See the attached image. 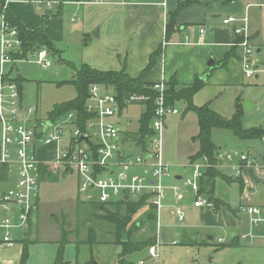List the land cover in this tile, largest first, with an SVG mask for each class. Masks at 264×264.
Segmentation results:
<instances>
[{"label": "rangeland", "instance_id": "1", "mask_svg": "<svg viewBox=\"0 0 264 264\" xmlns=\"http://www.w3.org/2000/svg\"><path fill=\"white\" fill-rule=\"evenodd\" d=\"M8 1L7 6L14 7L17 12L21 10L22 13H27L30 17H38L42 29L46 25L49 26L52 34L57 36L54 42L62 51V58L74 66L63 63L58 55H49L52 67L58 69L55 73H51L50 68H43L36 62L37 57L32 56L27 60L19 61L13 66V70H11L12 65L6 67L7 71L10 70V75H20L23 79L24 104L28 107H38V113L32 114L31 119L37 117L48 120L56 105L71 101L76 97L75 86L65 82L75 79L77 70L82 65L87 64L91 68L111 70L107 64H104V57L107 51H111L113 47H108V49L102 42H98L102 41L96 35L98 29L90 33L88 45L86 47L83 45V21L81 19L73 21L74 18H79L75 6L63 5L58 8V5H53L51 7L53 14L49 15L46 5L33 3L37 0ZM53 1L59 3L61 0ZM249 1L255 3V0ZM11 8L10 12L15 13ZM250 14L253 20L264 24V15L263 17L259 16L256 9H252ZM2 21L0 15V29ZM61 34L64 36L63 40L60 39ZM262 38L264 39V32ZM95 42L96 44H94ZM251 44L258 49L252 41V37ZM261 46L264 49V44ZM1 55L0 42V59ZM256 61V73L261 74L264 71V57L257 53ZM260 76L261 80L257 86L254 83V77H247L245 85L237 88H219L215 84H209L195 95L194 105L201 107L211 102V109L226 118H231L235 112L236 98L240 97L243 109L246 102L256 107L250 111L244 109L243 127L247 129L264 128V75ZM110 93L114 94V91L110 90ZM145 103L144 101L129 105L120 116H116L110 122L116 123L118 129L124 133L137 132L141 116L145 111ZM176 107L179 114L169 115L166 118L163 144V159L172 166L174 173L181 172L182 166L188 164L190 156L199 150L198 143L192 140L199 130L196 114L192 111L186 112L187 106L184 102L178 103L175 105ZM135 135L128 134L127 140L133 141ZM212 138L217 147L222 148V151H239L253 155V152L246 149L243 142L231 131L215 129L212 132ZM66 142L67 139H61L59 147L63 149ZM41 146L42 143L37 147V150L41 149ZM225 173L233 174L230 169ZM16 180L17 175L12 172L11 179L2 183V189L14 188ZM78 182V177L74 172L53 174L51 179L42 178L40 209L36 216V223H30L27 227L14 232L15 247L7 248L0 245V264H54L62 241L63 229L70 233L69 243L64 250V259L67 264H117L122 249L120 245L114 243L112 236L114 227L100 218L105 212L95 209L91 203L83 202L85 196L79 194ZM215 183L217 195L224 196L230 200L233 206H236L240 193L239 183L231 182L229 184L218 178L215 179ZM205 197L208 198L207 195ZM171 202L173 200H167L166 206L161 211L160 224L162 231L169 236V241L163 243L158 249L160 264H264L263 230H261L262 237L254 241L244 240L241 237L250 231L249 217L245 213L242 214L241 225L237 227L233 226L236 225L233 220L225 219L224 215L217 217L211 208L204 207L200 211L190 208L191 211L187 214L185 222L181 224H187V226L181 227L180 223L178 224L169 213L168 204ZM207 208L212 212L204 214ZM110 210L114 211V208H110ZM152 212L151 205L147 202L135 215L132 223L151 221L148 216ZM151 222H153L151 227L144 223L137 232L136 239L146 240L153 237L156 221ZM223 225H227V232L230 235L241 230L239 246L218 250L219 245L230 241L227 238L228 233L224 234L225 232L222 230ZM91 230L95 233L97 241L94 245L86 243ZM224 236L227 239L222 241ZM174 241L177 244L174 245ZM141 260H145L146 264H156L147 252L135 253L127 257L128 264H139Z\"/></svg>", "mask_w": 264, "mask_h": 264}, {"label": "built area", "instance_id": "2", "mask_svg": "<svg viewBox=\"0 0 264 264\" xmlns=\"http://www.w3.org/2000/svg\"><path fill=\"white\" fill-rule=\"evenodd\" d=\"M98 4H124V0H92ZM9 1H6L8 7ZM35 4L53 5L82 4L78 2H59L53 0H37ZM261 0L246 7L243 16H229L223 20V25L230 29L239 41L229 43L239 52L245 77L264 75L256 73L257 49L251 44V22L249 10L252 7H263ZM0 29L1 59H0V179L7 182L11 173L17 175L16 185L9 190L0 189V245L7 248L16 246L14 232L36 223L40 209L41 179L45 174L76 173L78 177V192L85 196L83 202L102 205L116 204L123 201L137 202L143 197L156 211L157 230L155 243L147 250L148 256L160 264L158 249L165 243L160 224L161 211L166 201L176 221L183 224L187 213L184 201L187 193L194 197V207L214 209V203L201 193L207 172L221 165L231 168L236 178H241L246 169L264 170V155L257 153L248 155L239 151L219 150L215 163L207 156L184 167V174L176 175L172 166L163 159V144L166 131V118L177 115V108L166 104L168 84L162 79L154 84V90L159 94L155 98V112L150 125L151 134L147 137L145 147L135 141L125 139L116 123L110 122L120 116V101L113 88L101 84L90 87L86 111L92 117L85 123L82 130L78 126V115L74 112L57 121L31 119L38 113V107H28L22 98L21 85L12 80L7 65H16L15 58L22 54L23 42L17 28L12 27L2 16ZM80 20L74 18L73 21ZM201 35L206 33L203 28ZM47 50H41L32 57L43 68H52ZM114 91V94L110 93ZM145 95H131L123 104L128 107L135 103L148 101ZM50 127L45 129V125ZM61 139H67L63 149L59 147ZM36 141V143H35ZM264 145V138L262 139ZM42 143V148L37 147ZM5 179V180H3ZM126 197H128L126 199ZM240 213L249 217L250 231L241 235L242 239L254 241L262 237L264 232V216L258 207L241 206ZM173 244H177L176 241ZM141 260L139 264H146Z\"/></svg>", "mask_w": 264, "mask_h": 264}, {"label": "crops", "instance_id": "3", "mask_svg": "<svg viewBox=\"0 0 264 264\" xmlns=\"http://www.w3.org/2000/svg\"><path fill=\"white\" fill-rule=\"evenodd\" d=\"M185 1L187 0H124V4H98L93 2L72 4V6L76 7L75 11L77 15L83 21V45L85 47L88 45L90 33L98 29L96 35L102 40L98 42H102L106 48L113 47L111 51H107L104 57L106 61H104V64H107V67H110L111 70L92 69L103 72H119L125 68L126 74L132 78H137L149 65L151 55L161 49V56L157 59L153 70L148 74L146 82L158 84L164 78L168 84L172 79H175L178 83V89L191 85L197 79L204 80L206 82L205 87L209 86V84H215L219 88H237L245 85L247 78L244 75L237 49H234V54L229 58L226 67L215 68L214 64L222 62L226 55L232 51V48L229 46L231 42H218V32L225 31L231 39L236 38L230 29L223 25V20L232 15L243 16L246 12V7L253 3L249 0H198L196 4H192L179 12L176 22L177 30L171 35L170 40H168L166 34L170 17L177 11L179 4ZM261 1L263 3V0ZM263 7H252L248 12L251 22L252 41L258 48L257 53L262 57H264V49L261 48L263 47L261 44H264V39L262 38L264 24L253 20L250 13L252 9H256L259 12V16L263 17ZM8 8L10 10L11 7L8 6ZM58 8L61 7L58 6ZM11 9L16 13L13 14L21 20L28 30H36L42 27L40 26L41 22L38 17H30L27 13H22L21 10L17 12L14 7ZM49 12L53 14L51 9H47V13ZM43 28L46 35L55 44L54 39L57 37L56 34H52L51 28L47 25ZM203 28L206 29V33L201 35L200 31ZM60 39H64L62 34ZM58 50L61 51L60 49ZM62 59L68 62L64 58ZM211 61L213 62L211 63ZM11 70H13V67ZM11 76L12 78H16L20 75L13 76L11 74ZM260 80L261 76L257 75L254 80L256 86ZM22 83L21 90H23ZM22 98L24 102L23 92ZM139 127L137 132L139 131ZM137 132L122 133L127 140L128 134H136ZM219 150H222V148H219ZM249 150L252 151L251 149ZM189 162L190 160L187 163ZM186 165L182 166L181 172L175 174L179 177L183 175ZM229 169L231 170L227 165H221L218 171L231 179V181L224 180L229 184L231 182H238L233 174L227 175L225 173ZM240 179L244 183V189L240 190L236 206H233L230 200L224 196L217 195L215 179L209 182L206 188L207 194H205L208 198L211 196L222 204L219 211L215 212L212 209L217 217L224 215L225 219L233 220L236 223L233 226L237 227L241 225L243 214L239 211L241 206L258 207L262 210V215L264 216V170L246 169ZM2 183L4 182L0 179V189H2ZM168 200L171 201L170 199ZM184 203L187 214L191 211L190 208L198 211L204 209L194 207V197L191 192L187 193ZM169 209L171 215L172 209L170 206ZM209 211L211 210L207 208L204 214H207ZM173 218L176 219L174 216ZM180 226L184 227L187 224H180ZM222 230L225 232L224 234H227V225H223ZM240 234L241 230H238L233 235L228 233L227 238L230 241L224 244H229L237 238L239 246ZM163 236H165V242H168L169 236L166 232H163ZM227 238L224 236L221 240L223 241Z\"/></svg>", "mask_w": 264, "mask_h": 264}, {"label": "trees", "instance_id": "4", "mask_svg": "<svg viewBox=\"0 0 264 264\" xmlns=\"http://www.w3.org/2000/svg\"><path fill=\"white\" fill-rule=\"evenodd\" d=\"M7 0H0V15L3 16L7 22L12 27H15L19 31V36L23 42L22 54L16 55L15 58L25 59L30 55L41 50H47L50 55H58L61 57V51L57 49L55 44L49 39L42 28L36 30H28L19 18H17L13 13L10 12L9 8L6 7ZM80 0H61V2H78ZM92 0H84V2H91ZM198 0H187L179 4V8L170 17V21L167 27L166 37L170 40L171 35L177 30L176 22L179 12L192 5L196 4ZM61 5L60 7H62ZM218 42L219 43H229L239 41L237 38L231 39L229 34L225 31L218 32ZM234 47L232 51L226 55L224 60L219 64H214L215 68H224L227 66V62L230 57L234 54ZM161 49L157 50L151 55L150 63L147 68L142 72V74L137 78H132L126 74L125 68L119 72H103L99 70L92 69L88 65H83L79 70H77L76 78L67 81L65 83L73 84L76 88L77 95L74 99L68 102L58 104L50 113L49 119L52 121H57L58 119L74 112L78 115L79 121L78 126L82 130L85 128V123L92 117L86 111V105L89 100L90 87L93 84H101L108 88H113L117 93V97L120 101L121 112L126 108L123 104L124 100L131 95H145L148 97V101L145 103L146 110L142 114L140 119L139 131L134 136L135 142L145 147L147 137L151 134L150 125L155 112V98L159 95L157 91L154 90V84L146 82L148 74L153 70L156 65L157 59L161 56ZM62 62L70 66L71 63L64 61ZM74 67V66H72ZM21 85L23 79L21 76L12 78ZM63 83V84H65ZM178 83L175 79H172L168 83V89L166 93V104L175 107L180 102L186 104V112L192 111L196 114L198 120V133L192 138L195 143H198L199 150L196 154L190 157L191 162L200 159L203 156H207L212 163H215L216 156L219 152V148L215 145L212 132L215 129L228 130L231 131L238 139L245 142L250 139H263L264 138V128H244L243 127V115L244 109L240 97L236 99L235 102V113L231 118H226L220 113L214 111L210 107V102L206 103L201 107H196L194 105L195 95L206 86V82L202 79H197L191 85L177 88ZM53 175L45 174L43 179H51ZM217 177L223 180H230L220 173L217 169H211L207 172L206 180H204V186L202 187L201 193L207 194V180H214ZM42 180V179H41ZM236 181L240 183V190L244 189V183L240 178ZM214 203V211H219L222 204L219 200L209 197ZM148 197H143L140 201H123L120 203L106 204L102 205L99 203H91V205L100 211L105 212L100 218L104 221L113 225L114 230L112 236L114 237V243L121 246V253L119 254V259L117 264H128L127 257L135 253H146L148 248L155 243V235L146 240L136 239L137 232L143 227L144 223L149 224L151 227V221H156V211L154 207L152 208V213L149 214L148 219L151 221L132 223L135 215L147 204ZM110 208H114L111 211ZM156 230V225L154 226V233ZM69 232L63 229L62 241L54 261V264H67L64 259V250L67 243H69ZM238 239H234L233 242L229 244H221L218 250L225 247H237ZM89 245H94L97 243L95 240V233L92 230L89 233L88 240L86 241Z\"/></svg>", "mask_w": 264, "mask_h": 264}, {"label": "water", "instance_id": "5", "mask_svg": "<svg viewBox=\"0 0 264 264\" xmlns=\"http://www.w3.org/2000/svg\"><path fill=\"white\" fill-rule=\"evenodd\" d=\"M48 14L50 15L51 12H49ZM212 62L213 61H211V63ZM57 70L58 69L55 68V67H52L50 69L51 73H55V72H57ZM255 108H256L255 105H252L249 102H246L244 104V109L247 110V111L253 110ZM50 126H51L50 123L46 124L45 125V129H48ZM35 143H36V141H35ZM244 146H245L246 149H251L253 152L257 153L260 156H263L264 155V145H263L262 139H250V140H246L244 142ZM209 182H210V180H207V186L209 185ZM127 198L128 197H126V199ZM163 238H164V241H165L166 240L165 239V236H163ZM94 264H96V263H94Z\"/></svg>", "mask_w": 264, "mask_h": 264}]
</instances>
